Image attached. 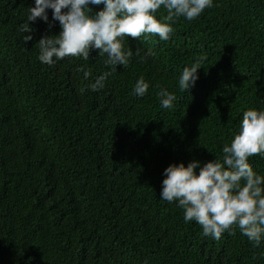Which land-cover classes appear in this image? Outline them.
Segmentation results:
<instances>
[{
    "label": "trees",
    "instance_id": "1",
    "mask_svg": "<svg viewBox=\"0 0 264 264\" xmlns=\"http://www.w3.org/2000/svg\"><path fill=\"white\" fill-rule=\"evenodd\" d=\"M163 15L162 7L157 18ZM169 23V40L148 35L126 45L133 52L126 67L112 71L106 61L99 65L100 57H107L100 52L92 65H79L99 77L111 72L97 91L73 63L45 67L27 57L49 76L19 70L12 43L0 40V210L6 220L0 225V264H264V238L253 246L237 226L219 240L205 237L197 222H185L178 202L161 199L166 168L199 161L198 175L205 164L222 161V149L239 133L245 111H264V0H213L198 18ZM197 61H202L198 79L181 91L183 69ZM141 77L149 89L132 118L130 90ZM208 83L219 89L218 96L205 94ZM59 88L73 92L67 104ZM161 89L175 95L171 108L162 107ZM100 91L104 98L99 103L96 97L97 109L67 128L74 101ZM60 107L49 126L65 136L63 161L80 180L62 185L59 177L52 179V162L58 161L52 160L51 134L38 123L40 113ZM144 120L156 131V142H146L153 152L147 149L140 162L135 160L139 193L130 189V176L119 166L92 175L101 162L88 151L94 129H106L105 151L125 136L136 147L133 131ZM114 157L101 156L106 162ZM86 160L89 178L81 169ZM249 163L264 176V158L251 157Z\"/></svg>",
    "mask_w": 264,
    "mask_h": 264
},
{
    "label": "clouds",
    "instance_id": "2",
    "mask_svg": "<svg viewBox=\"0 0 264 264\" xmlns=\"http://www.w3.org/2000/svg\"><path fill=\"white\" fill-rule=\"evenodd\" d=\"M212 5L213 0H0V40L8 39L12 43L11 51L19 70L25 68L30 71L33 68V60L30 62L27 57L36 58L45 67L73 63L75 71L84 72L85 79L89 77L91 90L97 91L104 87V81L111 72L99 77L83 67L92 65L91 60H99L96 57L99 52L100 55L107 54V57H100L103 62L99 65L106 61L112 71H116L117 65L126 67L133 56L131 50L124 49L126 45L131 42L136 44L139 40L144 42L142 36L148 35L167 41L173 33L169 22L179 17L192 21ZM162 7L166 15L158 19ZM201 63L197 61L183 69L179 78L181 91H188L190 85L195 84ZM37 71L49 76L46 70ZM208 84L205 94L218 96L219 89L214 84ZM148 89L149 84L143 77L131 88L134 108L129 115L132 118L140 112V98ZM72 93L59 88V95L66 104ZM157 95L163 108L173 106L174 94L161 89ZM115 96L108 97V102ZM96 97L100 103L104 98L103 91L84 93L79 102L74 101L67 128L97 109ZM62 109L57 108L47 115L40 113L38 118L39 126L51 134L52 160L58 161L52 162L55 172L52 179L59 177L61 185L73 179L80 181L63 161L67 153L65 136L49 126L51 120L59 117ZM145 122L140 130L133 131L136 147L125 136L122 143L110 151L103 149L105 139H108L106 129H94L93 146L88 151L96 158L100 157L101 162L94 166L92 175L119 166L130 176V189L138 194L140 179L135 160L140 162L144 157L142 152L151 150L146 142H156V131L145 127ZM103 152L113 153L115 157L106 162L101 158ZM255 156L264 158V111L249 109L243 113L239 133L223 147L222 161L216 158L214 162L205 164L198 175L199 161L187 167L180 164L165 169L161 199L168 203L178 202L177 206L184 210L185 222H197L205 237L219 240L223 233L237 226L253 246H259L264 238V176L258 175L249 163V158ZM81 169L88 175L87 178L91 177L89 161H83ZM46 183L41 185L45 195L49 191ZM85 196L87 194L82 191V197ZM5 223L0 210V225Z\"/></svg>",
    "mask_w": 264,
    "mask_h": 264
}]
</instances>
